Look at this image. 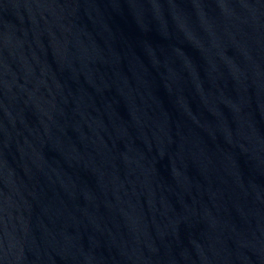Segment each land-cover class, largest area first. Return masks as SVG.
<instances>
[{"label": "water", "instance_id": "obj_1", "mask_svg": "<svg viewBox=\"0 0 264 264\" xmlns=\"http://www.w3.org/2000/svg\"><path fill=\"white\" fill-rule=\"evenodd\" d=\"M0 264H264V0H0Z\"/></svg>", "mask_w": 264, "mask_h": 264}]
</instances>
